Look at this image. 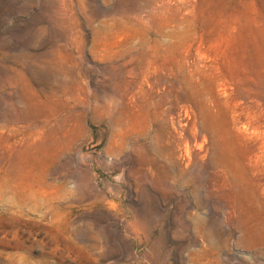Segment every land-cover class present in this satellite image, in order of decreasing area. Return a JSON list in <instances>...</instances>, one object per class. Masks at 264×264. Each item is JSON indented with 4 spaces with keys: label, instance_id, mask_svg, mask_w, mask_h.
Returning a JSON list of instances; mask_svg holds the SVG:
<instances>
[{
    "label": "rangeland",
    "instance_id": "374dc122",
    "mask_svg": "<svg viewBox=\"0 0 264 264\" xmlns=\"http://www.w3.org/2000/svg\"><path fill=\"white\" fill-rule=\"evenodd\" d=\"M164 75L134 116L130 84ZM222 88L264 102V0H0V264H264L247 151L232 189L218 151L162 149L189 96L230 121Z\"/></svg>",
    "mask_w": 264,
    "mask_h": 264
},
{
    "label": "bare ground",
    "instance_id": "6f19581e",
    "mask_svg": "<svg viewBox=\"0 0 264 264\" xmlns=\"http://www.w3.org/2000/svg\"><path fill=\"white\" fill-rule=\"evenodd\" d=\"M181 64L186 66L190 63L188 59H184ZM187 69L188 75L192 79L200 74L210 75L207 67L204 68L198 64ZM170 77H163V83H160V80L152 81L150 77L144 78L143 82L133 81L129 86L131 90L128 94L130 112L145 122L155 120L158 117V108L164 105V100L167 97L165 94H168L167 90L173 87V78ZM222 89L220 95L223 100L217 101V103L224 107L230 121L227 124L220 122L221 111L217 109V104H214L217 111L212 112L208 108L194 106L193 98L189 96L183 99L184 104L178 115L183 119L178 123L175 122L177 117L173 113V105L164 111L167 112L168 118L170 115L174 134L167 133V142L162 146V149L166 152L169 160L175 158L177 150L183 161L186 158L191 160L195 151L199 155L218 151L224 164L219 170L221 180L233 189L237 186V180L231 175L232 168L236 163L232 151L234 142H231V137H234L235 142L247 151L249 163L255 169L264 172V102L256 103L252 100L250 93L243 97L235 91L236 89H232V92L225 88ZM152 160L168 174L167 176L170 175V170L166 165L160 164L156 157Z\"/></svg>",
    "mask_w": 264,
    "mask_h": 264
}]
</instances>
